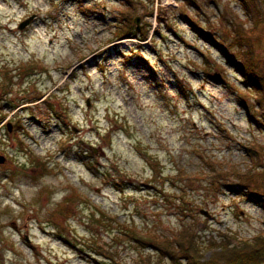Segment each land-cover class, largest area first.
<instances>
[{
  "label": "rangeland",
  "instance_id": "obj_1",
  "mask_svg": "<svg viewBox=\"0 0 264 264\" xmlns=\"http://www.w3.org/2000/svg\"><path fill=\"white\" fill-rule=\"evenodd\" d=\"M0 155V264L264 243V0H0Z\"/></svg>",
  "mask_w": 264,
  "mask_h": 264
},
{
  "label": "trees",
  "instance_id": "obj_2",
  "mask_svg": "<svg viewBox=\"0 0 264 264\" xmlns=\"http://www.w3.org/2000/svg\"><path fill=\"white\" fill-rule=\"evenodd\" d=\"M161 23L163 24L164 21H161ZM158 32V30L156 31ZM149 30H144L141 31L138 28H127L125 30H123L122 32H120L119 34H117L116 39L117 40H124V39H128V38H136L139 39L140 41H147L149 38ZM248 51L246 52V54L248 53L249 56L252 58L253 63L256 59V53H255V49L252 47V44H250L248 46ZM225 54V53H224ZM226 58L227 55L225 54ZM235 58L231 59L229 58V60L233 61ZM256 78V77H254ZM251 80V79H249ZM249 80L245 81V86L248 89L252 88V84ZM249 116L255 120L254 118V114H252L251 112L249 113ZM151 241H156L155 238H151ZM219 248H222L223 250H225L226 254L228 258H227V262L226 264H264V243L259 244L258 246L253 247L252 249H246V250H236L230 246H226V245H222ZM225 254V255H226ZM190 258V257H189ZM189 263L188 264H207V263H200L198 262V260L194 259V258H190L189 259Z\"/></svg>",
  "mask_w": 264,
  "mask_h": 264
},
{
  "label": "water",
  "instance_id": "obj_3",
  "mask_svg": "<svg viewBox=\"0 0 264 264\" xmlns=\"http://www.w3.org/2000/svg\"><path fill=\"white\" fill-rule=\"evenodd\" d=\"M31 21H26L22 24L21 28L24 29ZM135 22L137 23L138 25V29H140V22H141V18H136ZM216 78H220L219 75H215ZM9 130L12 131V124H9ZM6 162V157L5 156H2L0 155V163H5ZM205 215L209 216L208 213H204Z\"/></svg>",
  "mask_w": 264,
  "mask_h": 264
}]
</instances>
